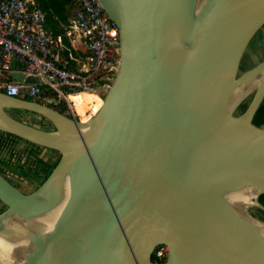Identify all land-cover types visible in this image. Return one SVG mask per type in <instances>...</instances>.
<instances>
[{"label": "water", "instance_id": "water-1", "mask_svg": "<svg viewBox=\"0 0 264 264\" xmlns=\"http://www.w3.org/2000/svg\"><path fill=\"white\" fill-rule=\"evenodd\" d=\"M100 1L120 30V68L92 118L0 91V130L61 153L31 193L0 173V222L67 199L53 233L17 264H161V245L164 264H264V222L250 212L264 210V127L254 123L264 59L242 71L264 0ZM248 192L241 209L233 196Z\"/></svg>", "mask_w": 264, "mask_h": 264}, {"label": "built area", "instance_id": "built-area-1", "mask_svg": "<svg viewBox=\"0 0 264 264\" xmlns=\"http://www.w3.org/2000/svg\"><path fill=\"white\" fill-rule=\"evenodd\" d=\"M74 1L75 14L53 32L36 0H0V91L61 106L77 119L92 110V118L94 102L81 114L74 97L103 99L109 91L120 68V30L100 0ZM12 72L24 73V80L12 79ZM167 248L156 249L160 259H167Z\"/></svg>", "mask_w": 264, "mask_h": 264}, {"label": "trees", "instance_id": "trees-1", "mask_svg": "<svg viewBox=\"0 0 264 264\" xmlns=\"http://www.w3.org/2000/svg\"><path fill=\"white\" fill-rule=\"evenodd\" d=\"M36 1L43 8L47 18L48 29L55 32H59L62 29L57 20L66 23L71 17L70 6L76 5L74 0ZM101 100L100 103L103 102V99ZM247 102L245 101L241 105L239 113L247 109L249 105ZM58 109L65 115L72 117V114L61 106ZM48 122L50 125H53L49 120ZM254 123L264 127V101L254 118ZM60 158L61 153L59 151L46 149L0 130V173L5 175L19 188L20 186L17 181L21 180L29 185H35L36 190L50 176ZM260 202L264 205V194L260 197ZM5 209L6 207L3 204V208L0 209V214ZM258 211L264 215V210L258 208ZM153 260L161 264L166 262L165 259H160L157 256V250L153 255Z\"/></svg>", "mask_w": 264, "mask_h": 264}, {"label": "bare ground", "instance_id": "bare-ground-1", "mask_svg": "<svg viewBox=\"0 0 264 264\" xmlns=\"http://www.w3.org/2000/svg\"><path fill=\"white\" fill-rule=\"evenodd\" d=\"M86 96H91L94 99L98 98L96 95L88 94H82L80 96L74 97V99L77 101V104H80L83 107L80 110L81 114H84L88 107L89 102L85 100ZM94 103L95 106L98 105L96 102ZM102 104L103 102L101 103V106ZM65 188L66 185L64 184H60L56 188V194L57 196H60V200L63 199L62 197H64L66 193ZM253 196L254 194L249 192L247 194L237 193L233 196V199L235 203L241 207V209H244L245 206L252 204ZM66 200L62 204H58L53 208L48 207L46 210L32 214L30 217L24 218L22 216L16 215L15 218L13 217L14 219L9 218L7 220L1 221L0 264H17L28 254L34 243L36 244L37 242H42V240L51 235L62 218ZM3 229H6L8 231L7 233H12L14 236H6V238L1 232ZM262 230L264 231V228H262ZM20 242L24 243L20 249L16 250L15 248L10 247L14 246L13 244L18 245Z\"/></svg>", "mask_w": 264, "mask_h": 264}, {"label": "rangeland", "instance_id": "rangeland-1", "mask_svg": "<svg viewBox=\"0 0 264 264\" xmlns=\"http://www.w3.org/2000/svg\"><path fill=\"white\" fill-rule=\"evenodd\" d=\"M74 13V10L72 11V14ZM71 14V15H72ZM264 58V28L261 29V31L257 34V36L253 39L251 45L249 46L244 58H243V61H242V71H245L251 67H253L255 64H257L261 59L263 60ZM261 60V61H262ZM253 93L245 100V101H248L247 103L250 104L251 100H252V97H253ZM107 94L104 93L103 94V99L105 97V95ZM85 100L87 102H96L98 105L95 106V103H93L95 106V110L98 111L100 109V106H101V99L98 97L97 99H94L93 97L91 96H86L85 97ZM90 105V104H89ZM89 107V106H88ZM83 107L78 104V111L80 112V110L82 109ZM81 113V112H80ZM92 113V110L90 112V114ZM90 114H87L86 116H84L82 119H79L81 121H87L90 119ZM50 125V124H48ZM48 125H43L44 128H48L49 126ZM51 128H55L53 125L51 126ZM49 129V128H48ZM18 182V185L20 186V189L22 191H24L25 193H31L32 191L35 190V185H29L27 184L26 182H23V181H17ZM16 182V183H17ZM3 208V204L2 202L0 201V209ZM6 210V209H5ZM250 212L251 214L258 220L264 222V215L258 211V208L256 207H251L250 208ZM4 236L8 237V236H14L12 233H7V234H4ZM6 237V238H7ZM19 243V242H18ZM14 246H10L11 248H15L16 250L20 249L22 247V245H24V243L20 242V244H13ZM11 250V249H10ZM9 251V250H8ZM167 251H168V248H167ZM19 257V255H18ZM15 260V259H14ZM13 260V261H14Z\"/></svg>", "mask_w": 264, "mask_h": 264}, {"label": "flooded vegetation", "instance_id": "flooded-vegetation-1", "mask_svg": "<svg viewBox=\"0 0 264 264\" xmlns=\"http://www.w3.org/2000/svg\"><path fill=\"white\" fill-rule=\"evenodd\" d=\"M10 114L12 116H14L15 118H17L18 120H20V121H24V122H27L29 124L36 125V126H39V127H43V125H48L49 124L48 120H46L42 116H40V115H38L36 113L29 112V111L12 109V110H10ZM48 126H49L48 128L51 129L52 125H48Z\"/></svg>", "mask_w": 264, "mask_h": 264}, {"label": "crops", "instance_id": "crops-1", "mask_svg": "<svg viewBox=\"0 0 264 264\" xmlns=\"http://www.w3.org/2000/svg\"><path fill=\"white\" fill-rule=\"evenodd\" d=\"M74 10V13L73 14H75V12H76V10H77V5H72V6H70V12H71V14H72V11ZM73 14L71 15V16H73ZM58 19V18H57ZM57 21H59V23H60V26L64 23V22H62L61 20H57ZM59 28V27H58ZM51 31H53V30H51ZM53 32H55V31H53Z\"/></svg>", "mask_w": 264, "mask_h": 264}]
</instances>
